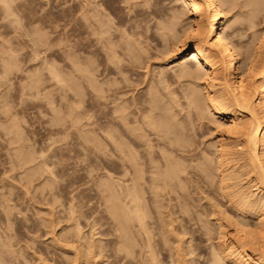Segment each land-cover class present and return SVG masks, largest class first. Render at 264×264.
<instances>
[{
	"label": "rangeland",
	"instance_id": "1",
	"mask_svg": "<svg viewBox=\"0 0 264 264\" xmlns=\"http://www.w3.org/2000/svg\"><path fill=\"white\" fill-rule=\"evenodd\" d=\"M7 1L10 3L12 2V0H10V1L7 0ZM92 1L93 0H90V2L87 1L88 4H86V6H84L87 11H89L90 8L92 9V7H93L91 5ZM98 1L100 2L101 6H104L102 8L103 9L105 8V10H102V8L99 4L96 5V3ZM104 1H106L107 3ZM104 1L103 0H97V1L94 0L95 3L93 2L94 4L93 3L92 4L94 5V7L99 6L98 9H100V11H104V12L106 11L107 17H109L108 13H109V15L112 13V16L110 15V17L115 18V20L111 18L112 21H116V19L118 17L119 18H127L128 17L129 21L127 23H135L136 19L140 18L141 15L143 16L144 14L146 15V14L150 13L149 14L150 16H148L150 18V19L148 18L150 22L148 21L146 23L145 21H143V22H145L144 24L141 22L142 26L144 25L143 29H144L145 33L148 35L151 30L156 29L155 24L161 20L159 18H167L168 10H166V6L168 4H170L171 2H169V1H172V0H166V2L163 0H149V1H147V0H133L134 2L132 0H128L127 3H125L126 1H124V0H122L123 3L121 0H104ZM129 1L130 2L132 1V4L129 3ZM142 1H144V2L147 1L146 4H144V2H143L144 6H143V4L141 5ZM161 1H163L164 4H162ZM239 1H241V0H239ZM242 1L244 2V0H242ZM242 1L238 2V0H237L235 3L236 5L234 4L235 5V7H233L234 9L229 10L230 12L228 10H223V8H222V10H223L222 12H224L226 14L222 13V17L220 19V22L222 24H224V26H225V23H223V22H226L224 18H227V17L231 18L233 16L231 19H234V21H236L235 17L237 16V18H238V16H239V18H242V19H237L236 22H233L232 29L231 28H229V29H230V31H232L233 29H240L241 34L239 31L240 36L239 35H238L239 37L234 36L233 38L234 39L239 38L238 39L239 42H243L244 45L247 43V46L253 45V44L252 45L250 44L251 41L254 44H257V42H259V41L260 42L263 41V43H264V34H263L264 21H261L259 24L258 23L255 24L254 28L248 29L246 27V23H247V21L245 20L246 17L244 19V17L240 16L243 14L246 16V13H248V11L245 10L246 5L244 6ZM83 2L85 4V0H13V4H14L15 8L12 10L13 12H11V13L7 12L8 14L10 13L7 16H5L6 11L3 12L1 7H0V185L2 186V184H4L0 188V190L4 191V192L6 191L5 193L9 195L10 200L8 201V199H7L8 195L6 196L7 198L5 196L2 197V195H5V193L2 195L0 194V199L1 198H2V200L7 199L8 204L10 203L11 207L13 206L15 211H17V212L20 211V212L16 213L15 216L13 215L14 211H12L13 217L11 216L12 217L10 219L11 221L7 220V221H9V225L12 224L11 225L12 229H9L10 226L8 225V223H6L8 226H6L5 228L7 229V227H8L9 231L7 230V232L10 233V236H8L9 233L7 235L5 234V229L3 227L4 223H2L5 220H1V219L5 218V212L2 211L3 206L0 205L1 206L0 211H2L0 213V215H1L0 233L3 232L2 233L3 235L0 234L1 235L0 241H1V243H4L3 241L7 240L8 243L10 242L8 244L10 249H12V250H10L8 247L7 248L8 251H7L5 249H6V246H8V245H5V247L2 246L3 248H5V249H3L5 252H7V253L9 252L8 255H7V253H5V256L7 258L9 257L11 260V261L8 260L9 258L7 259L8 264H10V262H11V264H107L105 258H102V257H104L103 256L104 254H102V253L105 251L103 249L104 248L106 249V244L108 242L110 244L114 245V243L117 241V238H115L116 235H118V231L115 229L116 224H115V222L113 223V221L108 218V214L105 213V212H107V210L104 211L105 207H103L104 203H102V201H104L103 198H104V195L106 194V192H102V190H104V189H102V187H105V185L103 186V184H104L103 182L106 183V182H109L111 180L110 181V183H111L112 179H113L112 183L114 185L112 186V184H111V186H112L111 188H113L114 191H116L115 192V194H116L117 191L119 189H121L119 187L120 184L118 186V182L121 181L120 178L122 179L123 176H121L119 173V170H121V169L119 168V165H118L119 164L118 159L115 156H113L112 154L110 156H108L109 155L108 153H111L108 149H104L103 146L99 147V144L105 145L103 141H101V142H103V144H102L99 142V140H97V138H99V136L101 137V134H104V133H101L100 132L101 130L96 131L94 129H97L95 127H98V123L102 124L105 122V119H103L104 118L103 115L105 113H107L110 109V108H108V110H107V107H110L112 104L115 105V101H116V104L118 106H119V104H121L123 106L125 105V102H124L125 100L123 99V97L121 98V96L124 95V98L127 100V103H128V100H130L129 96L131 97V91L129 90L130 92L129 91L126 92L124 90V92H126L127 95L129 94V96H127V97H126V94H122L123 92H121V94L118 93V95L116 94L117 95V96L115 95L116 98H115V96H110V98L108 97L109 98L108 101L107 100L104 101V102L107 101L106 102L107 106H105V107L102 106L103 104L92 103L93 105L91 106V109L93 107L94 110H91L90 108L88 109V110L92 111V113H91V111H87V109H85L84 106H86V108H87L89 101H91L90 95L92 93L90 94V90H89L90 88L87 89L89 85H87V87H84L83 84H85V83H81V82H83V80L85 81V78L79 77L81 82H79V81L78 82L81 83L84 88L81 89L82 86L78 85L79 86L78 89L84 90V91H82V94L85 96H83L84 98H82V101L79 102L80 104L79 103H78V105L74 104L76 101L75 98H77V97L74 96L73 91L68 87V85L66 86V84L68 82V78L70 77V74L72 75L71 71H73V73H74L73 75L76 76L79 73L77 70L79 67L76 68L77 67L76 65H73V66L70 65V63L71 64L72 63L76 64V63H74V60L72 58L71 59L73 62L71 61L70 57H72V56L69 55V53L71 54L73 52L72 55H74L73 56L74 58H75V55L77 56V52H78V57L80 55L79 53H81V52L83 53V54L81 53V56L83 55L86 57L87 55L88 56L90 55V54L86 53V51L90 49L88 47L86 48V46H89L88 44L90 41V37L91 38L92 37L95 38V37L91 33H90L91 34L90 36H86V35H89V31L91 30V27L88 25L90 23L89 19L93 18V17L92 18L90 17L93 14L101 15L100 14L101 12L98 11L99 12L98 13L96 11V10H98L97 7H96V10L92 9V11L95 13H93L91 10H90L91 12L90 11L87 12L85 10V13L82 14V11H84L83 6H82V5H84ZM139 2H141V3H139ZM167 2H168V4H167ZM147 3H148V5L150 4L149 7H148ZM165 3H166V6H165ZM240 3H242V4H240ZM108 4L110 7L108 6ZM120 4H122L123 7ZM128 4H129L130 8H131L130 5L133 6L130 9V11L128 10L129 9ZM87 5H90L91 7L89 8ZM137 5H140V6H137ZM240 5H242V7H240ZM112 6H114V7H112ZM78 7H79V12L76 11V9H78ZM106 7H108V8H106ZM124 7L125 8L127 7L128 9H123ZM118 8H120V10ZM224 8H226L225 5H224ZM247 8H249V7H247ZM127 10H128V12H127ZM135 10H138L139 14L134 18L130 17L134 14ZM159 10H161V11H159ZM226 11H228V12H226ZM241 11L244 13L240 14V13H242ZM2 12L5 15H3ZM76 13L78 16L80 15L79 16L80 18L78 16H76ZM233 14H235V15H233ZM74 15L76 16V19L74 18ZM83 15L84 16L87 15L88 17L85 16V18H84ZM126 15H128V16H126ZM97 16H95V17L98 18L99 16L98 17ZM158 16H160V17L158 18ZM187 16H188V14L186 13L183 16V21H181V24L176 26V29H180L182 26H184V25H182V23L185 25L189 24L188 21H190V20H189V17H187ZM105 17H103V18L99 17V18L104 19ZM156 17L158 18V20ZM86 18H88L87 19V22H88L87 25L90 28L89 30H88L87 26L85 25L86 24L85 23ZM152 19H154V20H152ZM152 21H154V22H152ZM77 22H78V24H77ZM79 22H80V24H79ZM76 24L79 27L75 26ZM74 26L76 28H74ZM77 27L79 28V30H78L79 32L77 31V29H78ZM146 27L147 28L149 27V28L147 30H145ZM243 27H245V29ZM80 28H81V30H80ZM84 28L88 31L85 32ZM75 31H77V32L75 33ZM253 31L255 32L254 36L256 37L258 35L257 36L258 38L252 37ZM125 33H126V31H125ZM122 34L124 35L122 37L126 39L127 37H125V34L124 33H122ZM87 37H89L88 40H87ZM123 38H122V40H123ZM130 38H133V37L128 36L127 39L129 40ZM253 39H255V40L253 41ZM129 41H131V39ZM95 42L97 44H99L100 41L95 40ZM148 42H149L151 47L146 52H148L147 54H149V52L152 53V58H151V60L149 59V62H148V64H149L148 67L150 68V71H152V74L149 71V69L148 68L145 69V67L140 68V69H142V71L140 69H138V71L140 70L139 71L140 73L143 72V75L145 73L144 71H147V74L144 75L145 76L144 79L147 80V82L148 81L150 82L151 80H153V78L154 79L156 77L158 78V76H156V77L153 76L154 73H157V72L159 73V71L157 70L158 67L163 68L164 67L163 65L166 66V67H164L165 69L164 68L163 69H164V72L166 71L167 73L165 72L163 74H165V75L167 74L166 75L168 77L167 82L169 83V85H170V83H172V84L174 83L173 85L171 84L172 88H171V85L169 88L168 87L167 88L170 89L171 91H173V90H174V92L176 91L175 96H177V93H178V95H180L182 97V98H180V96H177V98H179L178 104L179 103H181V105L183 104V106H181L183 111L179 107L176 108V105L174 103L173 104L170 103L173 101V100L168 98V97H170V98L172 97L170 91H169V95H171V96H169L168 93H166V95H165L166 97L164 96L162 98V102H163L162 104L164 105V103H165V105H167L166 108H168V105H173L172 109H170V106L168 109H170L171 112L173 110L176 111L177 114H176V112L175 113L170 112V113L173 114L174 117L178 116L177 117L178 119L180 117H181L180 119L184 118L182 121H180V120L178 121V119L175 117L177 119V121L179 123H182V124L185 123L187 126L190 124L189 125L190 127L193 126V127H191V130H193L195 128L193 131L194 134H192L190 127L188 126V128H189L188 132H190L191 136L195 135V136H192L193 139L195 138L194 141H196V143L199 142V144H196V143L195 144L197 146H199V148L202 147V151L204 150L203 154H199L197 152H199L201 150L198 147H196L199 150L196 149L197 151H195V147H194L193 151L197 153V156L195 154L194 155L198 158H196L195 156H193V158L195 157V160L196 159L199 160L201 158V161H202V162H200V160H199L198 164H200V163L204 164L207 161L206 163H209V166L212 165V162L215 166L216 163L213 160L215 157V154L213 152V148H217L218 143L221 142L222 138L223 139L226 138V140H222V142H221L224 144L222 147H224L225 149H227L229 151H233V150L238 151V150L242 149L241 147H239L240 146V144H238L239 141L236 140L238 143H235L236 141H234L236 138V134H234V136L232 135L230 137V134L227 135L226 132L222 133L224 130V126L216 127L218 130L216 128L213 129V127L218 125L217 124L218 122H217L216 118L214 117L215 120L211 121V123L213 122L215 125L213 127H212L213 124L210 125L211 123H209V121H208L210 119H208V118H210V116L213 114L211 113L209 108L208 109L206 108V110H204V112L202 111L201 114H202L203 118L199 117V115L197 116L196 113L194 114V112H193L194 110L192 111V109H189L191 113H189V110L186 109L188 111V112H186V113H188V117H185L187 114L184 112V111H186L184 109L187 108V106H186L187 104L185 102L186 101L185 99H184L185 101L182 100L184 98L183 96H185V92L187 91L185 89L191 88L192 85H193V87L197 86V85L200 86L201 84H202V86L203 85L205 86V81L203 79L199 78V79H197V82L199 81L198 84H197V82H195L196 79L194 80L193 84H191L192 82L188 81L186 78H183V79L180 78L181 80H179V78L174 77L175 69L177 66H175V65H174L175 67L170 66L172 64L171 60L173 59V57L171 55L173 53L176 54L177 52L168 53V55L165 54L166 55L164 57L165 59L161 56L163 53L161 55L159 53V55L163 58V59H160L161 57L157 56L158 55L157 53L159 50L162 49V47H160V45H158L154 40L153 41L149 40ZM153 42L155 45H153ZM154 47L156 50H158V49L159 50L158 51H156V50L152 51V50H154L153 49ZM236 48H238V44L236 45ZM96 49L98 50V53H99V50H101L102 48L98 49V47H96ZM74 50H76L77 52L75 51V53H74ZM154 52L155 53L157 52L155 54V56H156V58L158 57L160 60L156 59L153 61ZM98 53L96 54V57H98V56L100 57V54L98 55ZM178 54L179 53H177V55L175 57H179L180 54L179 55ZM238 56L240 57V55H238ZM9 57H11V58L13 57V58L11 59ZM78 57H76V58H78ZM82 57H79L78 61L82 62L81 61ZM99 57H98V60L101 59V57L100 58ZM4 58H7V59H4ZM89 58H92V57L90 56ZM8 59H11L12 62L10 60V62H11L9 64L10 67H8V68L6 67L8 69L7 70L3 67L4 63H2V61L5 62L6 60L8 61ZM154 59H155V57H154ZM87 60H90V59L87 58ZM7 61H6V63H7ZM155 61H156V63H155ZM75 62H77V61H75ZM6 63H5V66H9L8 65L9 62L7 64ZM83 63H85V62H83ZM78 64L79 63H77V65ZM152 64H154V65H152ZM168 64H170V65L167 67ZM84 65L85 64H83L80 67H83ZM150 65H152V66L150 67ZM52 66L54 69L52 68ZM70 66L71 67L76 66V67H74V68H76V70H72L74 68L71 69ZM99 66H100L99 67V69H100L101 65H99ZM85 67H86V65H85ZM160 69L161 68H159V70ZM51 70H53V73ZM55 71H57V72L59 71V73H58V74H60L59 77L60 76L65 77L64 79H63V77H61V79H63V81H64L63 84H62V81L57 82L59 79L57 80L56 76H54ZM74 71L76 73L77 72L78 73L76 74ZM154 71H156V72H154ZM170 72H173V73L170 74ZM158 73H157V75H158ZM141 75H142V73H141ZM75 76H74L73 80H76V82H77V80H79V79H77V76L75 78ZM152 76H153V78H151ZM149 77L151 78V80H149ZM258 78H259L258 76H254V83H258V81H259ZM99 79H101V78H99ZM200 79L202 81H200ZM65 80L67 81L66 84H64ZM69 80H70V83L73 82V81H71L72 77H70ZM184 80L186 82H184ZM100 81L101 80H99L98 82H100ZM115 81L118 82L117 80H115ZM115 81H114V83L116 84ZM180 81H181V83H180ZM98 82H97V84L99 85L100 83H98ZM187 82H190L191 85ZM201 82H203V83H201ZM195 83L197 85H194ZM68 84H69V82H68ZM86 84H85V86H86ZM119 85H121L120 82H119ZM74 86L78 87L77 83H75ZM102 86H104V83H102ZM145 86L146 85H144V83L141 84V86L139 84L136 86L137 88L133 92L135 93L136 90L138 92L139 91L143 92L145 90V88H147V86L146 87ZM181 86L182 87L186 86L187 88L185 87L183 89ZM202 86H200V88ZM142 88H143V91H141ZM167 88H166V90H167ZM61 89L63 91H61ZM181 89H183L184 92L182 91V93H181ZM197 89H199V88H197ZM162 90L163 89H161V92H162ZM209 90H210V88H208V85H207V87L204 90L201 89L200 91H201V93H204V91H209ZM74 91H76V89ZM77 91H79V90H77ZM164 91H165V89L163 90V92ZM174 92H173V95H174ZM113 97H114V100H113L114 102H112ZM118 97H120V98H118ZM164 98H165V100H166V98L169 100L168 101L166 100L167 102L163 101ZM174 98L176 100L174 102L176 103L178 99H176V97H174ZM74 99H75V101H71ZM117 99H118V101H117ZM172 99H173V97H172ZM110 100H111L112 104H110L111 103ZM117 102H119V103H117ZM76 103H77V101H76ZM166 103H168V104H166ZM73 104L76 107L77 106L78 107L75 108V106ZM184 104H186V105H184ZM96 105L98 107H96ZM126 105H128V104H126ZM174 105H175V107H174ZM179 105H177V106H179ZM71 106H73V108H75V109L71 108ZM99 106H100V109L102 111L98 110ZM129 107L132 108V106H129ZM205 107H207V106H205ZM175 108L179 111H177ZM70 109H73V110H70ZM85 110L87 112L84 113ZM127 110H129V109H127ZM207 110H208V112H207ZM124 111H126V110H124ZM180 111H181V113H178ZM77 113H78V115H77ZM82 113L85 114V116L88 115L87 117H89V115L91 113L92 116L90 115L91 119L89 122H88L89 119L87 120L86 117H85V119L83 118ZM192 113L194 114L193 115L194 117L192 116ZM79 114L82 115L83 119L81 121H78L77 124H73L76 120H78L75 117L79 116ZM207 114L209 117H206ZM74 115H76V116H74ZM71 116L74 118H72ZM128 116L131 117L132 115H130V113H128ZM79 117H81V116H79ZM92 117H94L93 120H92ZM189 117H191V118H189ZM197 118H199V119L201 118L202 119V120L200 119L201 122ZM212 118H213V116H212ZM71 119H75L74 122ZM92 121L97 122V123H95V125H93V127L95 126L94 128L91 127V123H93ZM190 121H192V122L195 121V123L192 124V123H190ZM207 121H208V124H206ZM80 122L81 123L83 122V123L81 124ZM202 122L203 123L206 122L205 125L202 124ZM83 124H88L90 126L89 127L83 126ZM73 125H75L76 127ZM77 126H80V127L82 126L81 129L85 128L84 130H87L91 127V129L94 130V131L92 130V132H95L96 134L95 133L91 134L92 132L90 133V131L87 130L90 133L89 135L99 134V136H97V137L95 136L96 137L95 141L99 142V143H97L98 146L95 147V146H93L94 144L91 145V144H87V143H86L87 144L86 145V144H84L85 143L84 141H82L83 142L82 143L81 142L82 139L77 137L80 133V131H77V129H78ZM80 127H79V130H80ZM219 128H222L223 130L219 131ZM112 129L114 130V128H112ZM84 130L83 131L81 130V133L85 132V135H87L86 131H84ZM81 135H84V134H81ZM199 136H201V138ZM224 136H226V137H224ZM79 137H82V136H79ZM95 137H94V139H95ZM197 137L201 140H199ZM232 137H234L233 138L234 140L230 139ZM100 139H102V138H100ZM218 139H220V140H218ZM216 141H217V143H216ZM214 142L216 145L215 147L213 144ZM79 143H82V144H79ZM152 143H154V141ZM208 144H210V145H208ZM227 144H230V146ZM237 144H238V146H237ZM90 145H91V147H90ZM86 146H87V148H86ZM101 147L103 150L99 149ZM104 147H106V146H104ZM96 149H98V150H96ZM155 149H158V148L155 147ZM242 150H244V149H242ZM21 151H22V153H24V152H28V153H26V155L21 154V153H19ZM104 151L106 152L105 157L103 155ZM107 151H109V152H107ZM102 152H103V154H102ZM215 153H216V150H215ZM27 154L29 156H27ZM208 154L210 155V157H212V159H211V161L213 160L212 162L210 161V157H208ZM21 155H25V159L27 156L28 159L23 161L24 156H23V159H20L22 157ZM206 156L209 158V160ZM205 159H206V161H204ZM193 160L190 161L191 164L197 165V164H194L195 161H193ZM241 163H244V162L241 161ZM235 165H238V167H236ZM235 165H234L233 170H235L237 172H242V171H244V169L250 167L248 165L246 167L245 165L240 164V161H237ZM214 166L212 165L211 168ZM240 166H242V167H240ZM244 166L246 168H243ZM239 167L241 168L240 170H239ZM214 168L216 169V167H214ZM214 168H212V169L214 170ZM192 169H194V168H192ZM229 169L227 170L228 172H229ZM33 170H35V171H33ZM213 170L211 171V173L213 172ZM231 170L232 169H230V171ZM196 171L197 170H194V171L191 170L192 174L194 173L195 175L197 173H199V172L195 173ZM31 173H34V174H31ZM214 173L215 172H213V174ZM104 174H106V175H104ZM194 174L192 175L193 176L192 179L195 178L193 180V183L191 181H189V183L191 182V185H188V183L186 185L187 186L186 188H187V190H189V192H187V190H186L187 193H185V194H188V195H185L186 196L185 198L186 199L190 198V199H188V201L189 200L190 201L187 204L189 207L186 205L187 206L186 208H188L192 211L188 210L190 214L187 211L184 212L187 218L185 217V215L183 213V216H184L183 218L185 219V222H184V220L179 219L181 217L177 218V216H176V218H174L173 216L176 215L175 213H173L171 215L169 214L168 209L171 211L172 207L174 206V205L172 206L171 204H174V203H172V201H171L172 199L168 200V198L165 195H164L165 199H163L164 198L163 195H161V197L160 196L154 197L156 199V202H157V200H158V202L160 201V204L165 205V207L164 206L158 207L157 205H159V203L157 204L156 202L150 203L151 206L146 203L147 204L146 208L148 207L149 209L146 211L147 212V219L145 217L144 220L151 222L152 224L151 223H149V224L154 225V227L155 226L157 227L159 224V226H158L159 228L157 227L158 229L156 231L160 230V228H161V230L158 231L159 233L154 230L156 235L158 234L157 235L158 237H156V236H154V237L158 238L159 242L161 241V238H162L160 245L162 243L166 242L164 245L163 244L161 245L163 247V250L161 249L159 251L158 249H156V248H158V246L156 244H154L153 241H151V240H153V238H151V240H150L151 242H153L156 251L158 250L160 253L159 254L157 252V255L159 254V256H157L156 254L155 255L157 256L158 259H159V257L162 258V259H159L160 261L161 260L162 261L161 262L158 261L157 264H190V260L192 261L191 262L192 264H198V261L200 262L199 264H202L205 260H207L206 264H211L212 260H213L212 257L214 255L212 253L215 251L217 252V249H219L220 247H221L220 249H224L226 247V245H228L229 236L232 234V227H233L232 222H229L231 220L230 219L231 216H232L231 217L232 219L236 218L237 220L243 222L245 224V227H247L249 229H252L254 231L264 230V226H261L258 224V219L256 217V214H257L256 211L255 212L253 211L252 213H245L244 215H241L236 209H234V207H232L231 204H229L227 198L222 196L221 193H219L220 192L218 189V187H219L218 181L220 184V180H219L220 179V173L219 172L215 173L214 174L215 176L213 175L214 179L212 176V179H213V181H211L212 183H210V181H207V183L209 182L208 184H205L206 183V182H204L205 179L203 181L200 179L201 180V182H200V180L197 178L198 175H196V177H194ZM199 174H201V172ZM109 175H110L111 179L105 178ZM250 175H249V173H244V174L238 173V177L236 178L238 180L233 181V182H235L234 183L235 186L231 184V187L229 189L227 188V190L229 191L232 188V190L235 191L238 188H242V190L245 189V190L249 191V193H252V194L254 193L257 195V197H259L260 194H263L262 190H260L261 186L258 187L259 183H256L254 180H252V179H254V176L251 173H250ZM106 179H107V181H105ZM196 179H198L199 182H197L198 180H196ZM206 180H207V178H206ZM194 181L196 183H194ZM202 182H204V183H202ZM100 183L101 184L103 183L102 187H101ZM194 184H197V185H194ZM51 185H52V187H51ZM207 185L208 186L210 185V186L208 187ZM189 186H190V189H188ZM195 187H197V191L195 190L196 189ZM198 189L199 190L201 189V190L199 191ZM8 190L11 192L10 194L8 193ZM190 190H192V191L190 192ZM232 190H230V191H232ZM118 192H120V191H118ZM1 193H3V192H1ZM161 193L163 194L164 192L162 191ZM191 194H192V196H191ZM193 194H194V196H193ZM148 195L149 194L146 195L144 193V196H148ZM173 200L176 201L175 198ZM161 201H162V203H161ZM164 201H166V202L164 203ZM168 201H170V204ZM4 202H6V201L4 200ZM190 202H192L193 205ZM10 205H9V207H10ZM154 206L156 207V209H154L155 208ZM7 207H8V205H7ZM11 207H10V209H11ZM150 208H151V211H149ZM160 208H161V211L159 210ZM163 208H166L167 210H165ZM173 208L175 209L176 207L174 206ZM174 209H173V211H176L177 208L175 210ZM148 212L151 215L152 214L153 215L150 216V214H149V216H148ZM159 213H162V214L160 215ZM166 214L168 215L169 218L167 217ZM157 215H160V216H157ZM163 215H165L164 218H163ZM227 215L228 216L230 215L229 221L227 220L228 218H226V217H228ZM99 216H100V218H99ZM153 216H154V219H153ZM156 216L158 217L157 219H156ZM189 216L191 219L189 218ZM77 217H78V221H77ZM150 217H152V218H150ZM13 218L15 220H12ZM160 219H161V221H159ZM171 219H173L174 222L171 221ZM110 220L112 221V223H110L111 222ZM179 220H181V222ZM167 221H168V223H167ZM76 222H77V224L79 223V226L76 224ZM171 222H173V223H171ZM186 222H188V224ZM133 223H135V222H133ZM180 223H183V224L185 223V225L187 227V231L184 234L183 233L179 234L178 231H177L178 233L175 232L177 230L176 227H178L179 226L178 224H180ZM218 223H222L224 225V227L221 229L223 231H225V233H223V231L219 229ZM160 224H162V225L160 226ZM190 225L192 226L191 228H190ZM195 226H197V227H195ZM198 227H199V229H198ZM162 229H163V231H162ZM173 229H175V231ZM196 229H198L199 231H197ZM10 230L12 232H10ZM190 230L193 231L194 233L193 232L191 233ZM161 231L162 232L167 231V232L162 233ZM160 232L162 234H160ZM174 232L177 234H175ZM107 234H109V235H107ZM151 234L149 233V235H151ZM4 235H6L8 237H5ZM131 235H133L132 241L137 240L136 241L137 243L136 242H134V243L138 246V240L140 239V237H143V236L141 234H131ZM163 236L167 239V241ZM1 237H3L4 240H1V239H3ZM138 237H139V239H138ZM189 239H191V240L189 241ZM112 240H113V242H112ZM105 242H107V243H105ZM1 243H0V245H1ZM2 245H4V244H2ZM137 246L136 247L134 246V247L136 249L137 248L140 249V246H138V247ZM2 247H0V249H2ZM101 247L102 248L104 247V248L102 249ZM164 247L166 248V250L164 249ZM189 249H191L192 251L190 252ZM0 252H2V251H0ZM0 254H4V252L0 253ZM162 254L164 256H162ZM165 254H166V256H165ZM200 254H201V256H200ZM198 256H200V257H198ZM0 257H1L0 258L1 261L4 262L2 260L3 255L2 256L0 255ZM112 257L113 258H111V264H115V263L119 264L118 258L116 257V254L113 255ZM114 258H115V262L113 260ZM116 260H117V262H116ZM132 260H133V262L136 261L133 259V257H131V262H132ZM2 262H0V264H3ZM131 262L128 264L133 263V262L132 263ZM4 264H5V262H4ZM149 264H154V263H149ZM221 264H230V263H229V261H224Z\"/></svg>",
	"mask_w": 264,
	"mask_h": 264
},
{
	"label": "bare ground",
	"instance_id": "2",
	"mask_svg": "<svg viewBox=\"0 0 264 264\" xmlns=\"http://www.w3.org/2000/svg\"><path fill=\"white\" fill-rule=\"evenodd\" d=\"M87 1L90 2V0H87ZM87 1L85 0V4L83 2L84 5H82V6H83L84 11H82V14L85 13L86 9L84 6H86V4H88ZM95 1H97V0H95ZM124 1H126L125 3L128 2V0H124ZM132 1L131 2L129 1V3L132 4ZM147 1H149V0H147ZM163 1L166 2V0H163ZM163 1H161L162 4H164ZM236 1L237 0H175V1L172 0V1H169L171 3L168 4V2H167V4H168L167 6L165 3L166 10H168L167 18H159L160 16H158V18L161 20L155 24L156 29L151 30L148 35L144 31V29H143L144 25L142 26V23L144 24L145 22L147 23L149 21L150 18L148 16H150L149 15L150 13H148L146 15L144 14L143 16L141 15V17L139 16L140 18H137L135 23H127L129 21L128 17L127 18H119L118 17L116 19V21H112V19L115 20V18L110 17V15L112 16V13L110 15L108 13V16L110 18L107 17L106 11L105 12L100 11V9H98L99 6H96L98 9V10H96V7H94V5H93L95 3L94 0L91 2V5L93 6L92 9L96 10L97 12L98 11L101 12L100 13L101 15H99V14H97V15L99 17H102V18L105 16L106 17L104 19H101L96 14H93L92 16L89 15L91 18L92 17L93 18L89 19L90 23L88 25L91 27V30L89 31V35H86V36H90L92 34L95 37V38L90 37V41L88 44L89 46H86V48L87 47L90 48L89 50H87L88 52L86 51V53L90 54L89 56L86 54L87 55L86 57L83 55H82L83 56L82 57L81 56L82 52L79 53L80 54L79 57H82V60H81L82 62H80V61H78L79 57H78V52H77L78 50L77 49H76L77 51L74 50V53H75V51L77 52V56L75 55V58L73 57L74 55H72V53H73L72 51H71L72 52L71 54L69 53V55L72 56V57H70V59L72 58L74 60V63H76V64L70 63V65H72V66L76 65L77 67L74 66L76 68L79 67L77 69L79 72V73L77 72L78 74L74 71L77 74L76 75L77 79H79V77L85 78V81L83 80V82H81L80 79L77 80V82H76V80H73L75 75H73L74 73H73V71H71L73 76L70 74V77H72L71 81H73V82L70 83V80H69L70 77L69 76H68L69 78L67 77L69 84L65 80L64 84H66V82H67L66 86L68 85V87L73 91L74 96L77 97V98H75L77 103H76L75 99L71 100V101H75L74 104L78 105V103L80 101H82V98H84L83 96H85V95L82 94V91H84V90L78 89L80 85L82 86L81 83H85V84L87 83L86 86H85V84H83V85H84V87H87V85H89L87 89L90 88L89 89L90 94L92 93L90 95L91 101H89V104H88L89 107L87 106V108H86V106H84V108L87 109V111L94 110L93 107L91 109V106L93 105L92 103L103 104L102 106L105 107V106H107L106 102L108 101L110 96H115L116 94L118 95V93L121 94V92H123L122 94H126V97H127V96H129V94L127 95L126 92L129 90L131 91V97L129 96L130 100H128V103H127V100L124 98V95L121 96V98L123 97V99L125 100L124 101L125 105L128 104L126 106L125 105L123 106L121 104H119V106H118L116 104V101H115V105H113L112 102H114L113 101L114 97L112 98V102L110 100V102H111L110 104H112L114 107L112 105L110 107H107V110H108V108H110V109L107 113H105L103 115V117H104L103 119H105V122L103 121L104 123H102V124L98 123V127L94 126L95 128H97L94 130H96V131L101 130L100 132L104 133V134H101L99 132L101 134V137L99 136V134L89 135L93 130V129H91V127L94 128L93 125H95V123H97L96 122L97 120L95 122L92 121L94 124L91 123V127L89 129H87L88 131H90V133L87 130H84L85 128L81 129L82 126L81 127L77 126V128H78L77 131H80V133L77 137L81 138L82 140L81 139L80 140H81V142L84 141L85 142L84 144H86V143L91 144V145L94 144L93 146L97 147L98 146L97 143L100 142L103 144V142H104L105 145L99 144V147L103 146L104 149H108L111 152V153H108L109 154L108 156H110L112 154L113 156H115L118 159V161H119L118 165H119V168L121 169V170H119V173L121 176H123L122 179L120 178L121 181L118 182V186L120 184L119 187L121 188V189L118 188L119 189L118 191H120V192L117 191L116 194H115L116 191H114V189L111 188L114 185L112 183L113 179H112L111 183H110L111 180L109 182L105 183L102 181L103 180L102 179L101 181L104 183V184L103 183L102 184H103V186L105 185V187H102V184L100 183L102 189H104V190L101 189L102 192H106V194L104 195V198H103L104 201H102V203H104L103 204L104 206L103 205L102 206L105 207L104 211L107 210V212H105V213L108 214V218L111 219L113 221V223L115 222V224H116L115 229L118 231V235H116V237H115V238H117V241L116 242L114 241L115 242L114 245L110 244L109 242L108 243L105 242V243H107L106 249L104 247H103L104 249L101 247L103 250H105L104 251L105 253L102 251L103 252L102 254H104L103 255L104 257H102V258H105L107 264H111V258H113L112 256L115 254H116V257L118 258L119 264L130 263L131 257H133V259L136 260L135 262H133V260H132V262H133V263L131 262L132 264H135V263L136 264H149V263L157 264L158 261L159 262L162 261V260L161 261L159 260L162 258L159 257V259H158L157 256H159V254H160L159 251L161 249L163 250V247L161 245L162 244L164 245L166 242L162 243L160 245L162 238H161V241L159 242L158 241L159 239L154 237V236L158 237L157 236L158 234L156 235L155 231L159 228L158 227L159 224H158V226H157L158 228H157L156 226L154 227V225H151L152 224L151 222L144 220L145 217L147 219V212L146 211L149 209L148 207L146 208V205L147 204L150 205V203L156 202V199L154 197H159V196L161 197V195H163V196L165 195L168 198V200L172 199L171 201L174 204H171V205L172 206L174 205L177 208V209L175 208L176 211H173L174 206L173 207L171 206L172 210L170 211L168 209L169 214L171 215V214L175 213L176 215L173 216L174 218H176V216H177V218L181 217L179 219H182L185 222V219L183 218L184 217L183 213L185 211H187L189 213L188 210H190V209L186 208L188 206L187 204L190 201V200L188 201V199H190V198H188V199L185 198L186 197L185 195H188L185 193L189 192V190H187V188H186L187 187L186 185H187V183H188V185H191V182L193 183V180L195 179V178L192 179V177H193L192 175L194 173L192 174L191 170H193V171L197 170L195 173L201 172V174L197 173L196 175H198L197 178L199 180L201 179L203 181L205 179V181H204V182H206L205 184L209 183V182L207 183V181H210V183H212L211 181H213V179H214V176H215L214 174L219 172L220 173V179H219L220 184L218 181V186H219L218 189L220 191L219 193H221L222 196L226 197L229 204H231L232 207H234V209H236L241 215H244L245 213H252L253 211L254 212L256 211L257 212L256 217L258 219V224L261 226H264V43H263V41L262 42L259 41V42H257V44H254L251 41L250 44L251 45L253 44L254 46L253 45L247 46V43L244 45L243 42H239V40H238L239 38H235V39L233 38L234 36H238V35L240 36V34H241L240 29H233L232 31H230V29H229V28L232 29L233 22H236L237 19H242V18H239V16H238V18H237V16L235 17L236 21H234V19H231L233 17L232 15H231L232 16L231 18L230 17L224 18L226 22H223V21L222 22L225 23V26H224V24H222L220 22V19L222 17V13H224L222 11L223 10H228V11L233 10L234 9L233 7H235V5H236L235 4ZM241 1L238 0V2H241ZM0 2L2 3V4L0 3V5H1L0 7H1L2 11L3 12L6 11L5 12L6 15L2 12L3 15L7 16L11 12H13L12 10L15 8V6L13 4V0L11 3L8 2L7 0H0ZM98 2L96 3V5L99 4L101 6L100 2L99 3ZM104 2H106V1H104ZM143 2L144 1H142V3L141 2H139V3H141V5H142ZM146 2H144V4H146ZM122 3H123V1H122ZM148 3H147V5H148ZM242 3L244 4V6L246 5L245 10H247L248 13H246V16H245L243 14L244 12L241 11L242 13H240V14H243V15H240V16L244 17V19L246 17V19H245L247 21L246 27L248 29L254 28L255 24H257V23L259 24L261 21H264V0H244V2L242 1ZM242 3H240V4H242ZM144 4H143V6H144ZM120 5L122 6V4H120ZM149 5H148V7H149ZM224 5L226 6V8H224ZM87 6L89 8L91 7L90 5H87ZM108 6H109V4H108ZM130 6H131V8L133 7L132 5H130ZM137 6H140V5H137ZM102 7H104V6H101V8ZM112 7H114V6H112ZM240 7H242V5H240ZM247 7H249V8H247ZM106 8H108V7H106ZM128 8L124 7L123 9H128L130 11L131 8L129 7V4H128ZM222 8H223V10H222ZM92 9L90 8L91 11H92ZM118 9L120 10V8H118ZM102 10H105V8L104 9L102 8ZM128 10H127V12H128ZM76 11L79 12V7H78V9H76ZM89 11H87V12H89ZM159 11H161V10H159ZM228 11H226V12H228ZM7 12H10V13L8 14ZM93 13H95V12H93ZM186 13L188 14L187 17H189V20H190V21H188L189 24L186 23L187 25H185L182 23V25H184V26H182V27L180 26L181 27L180 29H176V26L181 24V21H183V16ZM138 14H139V11L135 10L134 14L130 17L134 18ZM224 14H226V13H224ZM233 15H235V14H233ZM76 16H78L77 13H76ZM76 16L74 15L75 19H76ZM85 16H87V15H85ZM85 16H84V18H85ZM95 16H97L99 19L96 18ZM126 16H128V15H126ZM158 18H157V20H158ZM87 19L88 18H86V20H85V23H86L85 25L87 26V28L89 30L90 28L87 25V23H88ZM152 20H154V19H152ZM143 21H145V22H143ZM152 22H154V21H152ZM77 24H78V22H77ZM77 24L75 26H78ZM79 24H80V22H79ZM75 26H74V28H76ZM148 28L146 27L145 30H147ZM243 28L245 29V27H243ZM78 30H79V28L77 29V31ZM80 30H81V28H80ZM88 30L85 29V32ZM77 31H75V33ZM125 31H126V33H125ZM239 31H240V34H239ZM121 32L124 33L125 37H127V38H128V36L133 37V38H130L131 41H129L130 39L128 40L127 38L126 39L123 38L122 36H124V35ZM254 33L255 32L253 31L252 37L258 38L257 37L258 35L256 37L254 36ZM263 34H264V30H263ZM122 38H123V40H122ZM88 39H89V37H87V40ZM148 39L152 40V41L154 40L158 45H160V47H162L161 50L158 49L159 47L157 48L159 51L156 50L155 47L153 48L154 50H152V51H155V50L158 51V53L157 52L156 53L158 54L157 56H159V57L162 56L164 58L166 56L165 54L168 55V53H172V52H177L180 54L179 57H175L177 55V53L176 54L173 53L171 55L173 57V59L171 60L172 64L167 65V67L169 65L171 67L174 65L177 66L176 69L174 68L175 69L174 77L179 78V80H181L180 78H182V79L186 78L188 81L192 82L191 84H193L195 79H196L195 82H197V79H199V78H201L205 81V86L204 85L202 86V84H201L200 85V86H202L201 88H200V86L197 85L199 81L197 82V84L196 83L194 84V85H197L198 87L194 86L195 87L194 88L192 85V87L188 89L185 86L187 88L185 90H187V91L185 92V96H183L184 98L182 100H184V99L186 100V101L185 100L184 101L186 102L187 105L186 104H184V105H186L187 108H185L184 110L192 109V111L194 110L193 111L194 114L196 113L197 116L199 115V117L203 118L202 114H201L202 111L204 112V110H206V108L207 109L209 108V110L211 111V113L213 115H211L210 118H208L210 120H208V119L207 120L209 121V123H211V121L215 120V118H216V120L218 122L217 123L218 125L215 127H213L215 125L213 122L210 124V125L213 124L212 125L213 129L216 127H219V126H224V130L222 128H219V131L223 130L222 133L226 132L227 135L230 134V137L232 135L234 136V134H236L237 139L235 138V140H234L233 139L234 137H232L230 139H233L234 141H236V140L239 141V143L237 141L235 143L240 144L239 147H241L244 150H242L240 148H239L240 150H238V151H235V150L229 151V150L225 149L224 147H222L224 144L221 142H222V140H226V138L223 139L221 137L222 138L221 142L218 143L217 148H213V152L215 154V157L213 159L216 163L215 166L212 162L213 160L211 161L212 157H210V155L208 154V157H210V161L212 162V165L214 167H216V169L214 167H212V168H214V170H213L211 168L212 165L209 166V163H206L207 162L206 159L208 158L207 156H206L207 158L204 160V161H206L204 164H201V163L198 164L199 160H200V162H202L201 158L199 160L198 159L195 160V157L197 156V153L203 154L204 150L202 151V147L199 148V146L196 145V144H199V142L196 143V141H194L195 138L193 139L192 136H195V135L191 136L190 132H188L189 131L188 126L190 124L187 126L185 123H183V124L179 123L178 121L179 120L182 121L184 118L180 119L181 118L180 117L178 119L177 118L178 116H175L178 119V121H177V119L174 117V115L171 114V113L176 112L174 110L171 112V110H170L173 108V105H168V108L170 106V109H168V108H166L167 105H165V103H164L165 106L162 104L163 103L162 98L166 95V93H168V95H169V91H170V93L173 97V99H172V97L171 98L168 97L169 99L173 100L170 103H172V104L174 103L176 105V108L179 107L182 109L181 106H183V104L181 105V103H179L180 105L178 104L179 98H177V96H180V95H178V93H177V96H175L176 91L174 92V90H173L174 88L172 89L173 91L168 89L172 83H170V85H169V83L167 82V79H168V77L166 76L167 74L166 75L163 74L166 72V71L164 72V69H165L164 67H166V66L163 65L164 69L162 67H158V69H157L159 71V73L157 72L158 75H157V73H154L156 71L153 72L154 73L153 76L154 77L158 76V78L156 77L157 79L156 78L154 79L152 76L151 78H153V80H151V78L149 77V80H151L150 82L149 81L147 82V80L144 79V77H145L144 75L147 74V71H144L145 72L144 75H143V72H141L142 75L139 72L140 70L142 71V69H140V68H143V67H145V69L148 68L150 71V68L148 67V65H149L148 62H149V59L151 60V58H152V53L149 52V54H147L148 52H146L151 47L149 42H148L149 41ZM95 40L100 41L99 44H97L95 42ZM254 40L255 39H253V41ZM237 44H238V48H236ZM153 45H155L154 42H153ZM96 47H98V49L102 48L101 50H99V53H98V50L96 49ZM97 53H98V55L100 54V57H101L100 60H98L99 56L96 57ZM156 53L154 52L153 61L156 59H159L158 57L156 58V56H155ZM159 53H160V55L162 53L163 54L160 56ZM238 55H240V57ZM90 56L92 58H89ZM76 57H78V58H76ZM154 57H155V59H154ZM162 57L160 59H163ZM9 58H11V57H9ZM87 58L90 60H87ZM4 59H7V58H4ZM11 59H8V61L6 60L7 63L9 62L8 65L12 62ZM72 59H71V61H72ZM10 60H11V62H10ZM6 61L5 62L2 61V63H4L3 67L5 69L10 67V65L5 66ZM75 61H77V62H75ZM83 62H85V63H83ZM77 63H79V64L77 65ZM82 63L85 64L86 67H85V65L83 67H80L83 65ZM155 63H156V61H155ZM99 65H101L100 69H99V67H100ZM152 65H154V64H152ZM152 65H150V67ZM74 67L70 66L71 69ZM52 68H53V66H52ZM76 68H74L72 70H76ZM159 68H161V69L159 70ZM138 69H140V70L138 71ZM51 71L53 73V70H51ZM59 71L58 72L55 71L54 76H56L57 80L59 79L57 82L62 81V84H63V82H64L63 79L65 77L64 76L59 77V75H60V74H58ZM150 72L152 74V71H150ZM171 73H173V72H170V74ZM76 76H75V78H76ZM254 76L259 77L258 83H254ZM61 77H63V79H61ZM99 78H101V79H99ZM201 79H200V81H202ZM97 80L98 81L101 80V81L98 82ZM115 80H117L118 82H116ZM78 81L81 83H79ZM114 81L116 82L117 85L114 83ZM74 82L77 83V86L78 85L79 86L78 87L74 86L75 85ZM97 82L100 83L101 85L100 84L98 85ZM119 82L121 85H119ZM184 82H186V81L184 80ZM102 83H104V86H102ZM143 83H144V85L147 86V88H145L144 91L142 88L141 91H143V92H140V91L138 92L136 90V92L134 93L133 91L137 88L136 86L139 84L141 86V84H143ZM180 83H181V81H180ZM187 83L190 84V82H187ZM201 83H203V82H201ZM172 85H171V88H172ZM207 85H208V88H210V90L204 91V93H201L200 90L201 89L204 90L207 87ZM84 87L82 86L81 89ZM185 87H182V88L184 89ZM166 88H167V90H166ZM197 88H199V89H197ZM75 89H76V91H74ZM161 89H163V90L165 89L166 92L165 91L163 92V90L161 92ZM183 89H181V93H182ZM77 90H79V91H77ZM124 90L126 92H124ZM61 91H63V90L61 89ZM173 92H174V95H173ZM171 95H169V96H171ZM116 96H115V98H116ZM174 97H176V99H178L176 103L174 102V101H176ZM118 98H120V97H118ZM180 98H182V97L180 96ZM169 99L166 98L167 101ZM105 100H107V101L104 102ZM166 100L164 98L163 101H166ZM117 101H118V99H117ZM117 103H119V102H117ZM166 104H168V103H166ZM175 105H174V107H175ZM177 105H179V106H177ZM129 106H132V108H130ZM205 106H207V107H205ZM77 107L75 106V108H77ZM96 107H98V106L96 105ZM71 108H73V106H71ZM75 108H73V109H75ZM89 108L91 110H88ZM126 108L129 110H127ZM73 109H70V110H73ZM98 110H101L100 106H99ZM124 110H126V111H124ZM187 110L184 112L185 113L188 112ZM87 111L85 110L84 113ZM177 111H179V110H177ZM182 111H183V109H182ZM127 112L130 113V115H132V116L129 117ZM207 112H208V110H207ZM91 113H92V111H91ZM91 113H90V115H91ZM178 113H181V111ZM189 113H191L190 110H189ZM80 114H79V116H81V117H79V116L75 117L76 119H78L75 122H74L75 119H71L74 122V123L72 122L73 124H77L78 121H81L83 118L85 119V117L87 118V120L89 119L88 122L90 121V119H91L90 115H89V117H90L89 118V117H87L88 115L85 116V114L82 113L83 114V118H82V115H80ZM176 114H177V112H176ZM186 114L187 115L185 117H188V113H186ZM194 114L192 113V116ZM77 115H78V113H77ZM74 116H76V115H74ZM212 116H213V118H212ZM206 117H209L208 114ZM72 118H74V117H72ZM93 118L94 117H92V120H93ZM189 118H191V117H189ZM197 119L200 120L199 118H197ZM201 120H200V122H201ZM208 121H207V123L206 122L205 123L208 124ZM203 122H202V124L205 125V123H203ZM190 123L193 124V123H195V121H193V122L190 121ZM73 126H75V125H73ZM83 126L89 127L90 125L83 124ZM79 127H80V130H79ZM191 127H193V126H191ZM191 127H190V130H191ZM112 128H114V130ZM194 129L191 130L192 134H194L193 133ZM81 130L86 131L87 135H85V132L81 133ZM94 133L95 132H92L91 134H94ZM81 134H84L85 136L81 135ZM79 136H82L83 138L79 137ZM93 136L94 137L99 136V138H97V140H99V142L95 141L96 137L94 139ZM199 137L201 138V136H199ZM224 137H226V136H224ZM100 138H102L103 140ZM199 140H201V139H199ZM218 140H220V139H218ZM101 141H103V142H101ZM153 141H154V143H152ZM82 143H79V144H82ZM216 143H217V141H216ZM213 144L215 147L216 146L215 142ZM238 144H237V146H238ZM91 145H90V147H91ZM208 145H210V144H208ZM227 145L230 146V144H227ZM104 146H106L107 148ZM155 147H157L158 149H155ZM194 147H195V151L200 149L202 152L201 151H199L197 153L194 152L193 151ZM196 147H198L199 149ZM86 148H87V146H86ZM99 149L103 150L102 147ZM96 150H98V149H96ZM215 150H216V153H215ZM105 151H104V154L102 152L104 157L106 155ZM109 151H107V152H109ZM19 153L26 155V153H28V152L22 153V151H21ZM25 155H21L22 157L20 156L21 157L20 159H23V156H24L23 161L28 159L27 156H29V155L27 154L26 159H25ZM193 156H195V157L193 158ZM196 158H198V157H196ZM192 160L195 161L194 164H197V165L191 164L190 161H192ZM208 160H209V158H208ZM237 161H240V164L245 165L246 167H247V165L250 167L246 168L244 166L243 168H246V169H244V171L237 172V171L233 170L234 165L236 164ZM241 161L244 163H241ZM235 166L238 167V165H235ZM240 167H242V166H240ZM240 167H239V170L241 169ZM192 168H194V169H192ZM210 168L213 170V172H215L214 174H213V172L211 173L212 170ZM229 168L232 170L230 171ZM228 169H229V172L227 171ZM33 171H35V170H33ZM238 173L239 174L249 173V175L251 173L254 176V179H252V180H254L256 183H259L258 187L261 186L260 190H262L263 194H260V196L257 197L256 194L249 193V191H247L245 189L242 190V188H238L235 191L232 190V188H231L230 190H232V191H230V190L228 191L227 188L229 189L231 187V184L235 186V184H234L235 182H233V181L238 180V179H236L238 177ZM31 174H34V173H31ZM106 174H104V175H106ZM196 175L194 174V177H196ZM212 176H213V179H212ZM105 178L111 179L110 175L105 177ZM206 178H207V180H206ZM198 179H196V180H198ZM199 180L197 182H199ZM201 180H200V182H201ZM105 181H107V179ZM189 181H191V182L189 183ZM195 181H194V183H196ZM204 182H202V183H204ZM111 184H112V186H111ZM3 185L4 184H2V186ZM194 185H197V184H194ZM2 186L0 185V188ZM51 187H52V185H51ZM195 188H196L195 190L197 191V187H195ZM188 189H190V186L188 187ZM186 190H187V192H186ZM162 191L164 192L163 194L161 193ZM191 191L192 190H190V192ZM1 192H3V193H1ZM5 192L0 190L1 195L4 194ZM8 193L10 194L11 192L8 190ZM144 193L146 195L147 194H149V195L144 196ZM7 195L8 194L5 193V195H2V197L3 196L6 197ZM165 196H164V198L163 197L162 198L165 199ZM191 196H192V194H191ZM193 196H194V194H193ZM174 198L176 201L173 200ZM7 199H8V201L10 200L9 195H8ZM7 199H3V200H2V198L0 199V205L3 206L2 207L3 210L2 209L1 210L3 212H5V218H6L5 219L2 216L4 219H1V220H5V221L4 222L1 221V222L4 223L3 227L5 229L6 235L9 233V232H7V230L9 231V229H12L11 228L12 224L9 225V221H7L13 217L12 211H14V214H13L14 216L16 213L20 212V211H18V212L15 211L13 206L11 207L10 203L8 204ZM4 200L6 202H4ZM165 202L166 201H164V203ZM168 202L170 204V201H168ZM156 203L157 204L159 203V205H157L158 207H160V206L165 207V205H161L160 201L158 202V200ZM161 203H162V201H161ZM190 203L193 205L192 202H190ZM7 205H8V207L10 205L11 209H10V207L8 208ZM161 208L159 209L160 211H161ZM154 209H156V207ZM163 209L167 210L166 208H163ZM2 211H0V213ZM149 211H151V208ZM190 211H192V210H190ZM149 214L150 213L148 212V216H149ZM159 214L161 215L162 213H159ZM152 215L150 214V216H152ZM160 215H157V216H160ZM184 215H185V213H184ZM157 216H156V219L158 218ZM164 217H165V215H163V218ZM167 217H168V215H167ZM185 217H186V215H185ZM229 217H230V215L228 217H226V218H228L227 219L228 221H229ZM231 217H230V219L232 221L230 220L229 222H232L233 227H232V234L229 236L228 245H226V247L224 249H220L221 248L220 247L219 249H217V252L215 251L212 253L214 255L212 257L213 260H212L211 264H221L224 261H229L230 264H264V230L254 231L252 229L245 227V224L243 222L237 220L236 218L232 219ZM0 218H1V215H0ZM14 218L12 220H15ZM99 218H100V216H99ZM150 218H152V217H150ZM189 218H190V216H189ZM153 219H154V216H153ZM77 221H78V217H77ZM112 221L110 223H112ZM159 221H161V219ZM171 221L174 222L173 219H171ZM179 221L181 222V220H179ZM133 222H135V223H133ZM173 222H171V223H173ZM6 223H8V225L10 226L9 229H8V227H7V229L5 228L6 226H8ZM149 223H151V224H149ZM167 223H168V221H167ZM186 223L188 224V222H186ZM76 224H77V222H76ZM77 225L79 226V223ZM161 225L162 224H160V226ZM178 225L179 226L176 227L177 230L176 231H175V229H173V230L175 232L178 231L179 234L186 233L187 227H186L185 223L184 224L180 223ZM191 227L192 226L190 225V228ZM195 227H197V226H195ZM218 227L220 230H222L221 228H223L224 225L222 223H218ZM198 229H199V227H198ZM198 229H196V230L199 231ZM160 230H161V228H160ZM160 230H158V231H160ZM158 231H156V232H158ZM162 231H163V229H162ZM167 231H164L162 233H165ZM10 232H12V231L10 230ZM161 232H160V234H162ZM192 232L193 231H191V233ZM2 233H0V234H2ZM149 233L150 234L152 233V234L149 235ZM177 233H175V234H177ZM223 233H225V231H223ZM131 234H141L143 236V237H140V239L138 237V239H139L138 240V246H140V249L135 248L137 245L134 242H136L137 240L134 239L135 241H132L133 235H131ZM6 235H4V236L8 237V236H10V233L8 236H6ZM107 235H109V234H107ZM1 238H3V237H1ZM151 238H153V240H151ZM1 240H4V238ZM150 240L153 241L154 244H156L158 246V248H156V249H158L159 251L158 250L156 251L153 242H151ZM190 240L191 239H189V241ZM5 241H3L4 243H1V241H0V243H1L0 247H2V246L5 247V245H8L10 243V242L8 243L7 240H5ZM166 241H167V239H166ZM112 242H113V240H112ZM2 244H4V245H2ZM3 247H2V249H0V251H2L0 253L4 252V254H0V255L1 256L3 255L2 260L5 262V264H8L7 261L10 260V258L8 257L9 258L8 259L5 256V253H7V252H5L3 250V249H5ZM8 247H9V245L6 246L5 250H7ZM9 249H10V247H9ZM164 249L166 250L165 247H164ZM10 250H12V249H10ZM189 250H190V252L192 251L191 249H189ZM157 252L159 253L158 255H157ZM8 253H7V255H8ZM162 256H164V255L162 254ZM165 256H166V254H165ZM200 256H201V254H200ZM200 256H198V257H200ZM113 260L115 262V258ZM205 261H204L205 263L203 262L204 264L207 263V260H205ZM0 262H2L1 259H0ZM4 262H2V263L4 264ZM116 262H117V260H116ZM191 262L192 261L190 260V264H192ZM199 263L200 262L198 261V264ZM10 264H11V262H10Z\"/></svg>",
	"mask_w": 264,
	"mask_h": 264
}]
</instances>
